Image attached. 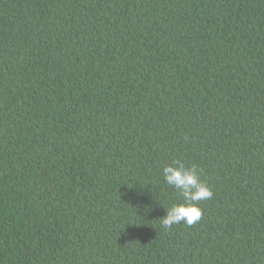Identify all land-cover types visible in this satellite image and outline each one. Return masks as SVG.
I'll list each match as a JSON object with an SVG mask.
<instances>
[{
	"label": "trees",
	"instance_id": "1",
	"mask_svg": "<svg viewBox=\"0 0 264 264\" xmlns=\"http://www.w3.org/2000/svg\"><path fill=\"white\" fill-rule=\"evenodd\" d=\"M0 264H264V0H0Z\"/></svg>",
	"mask_w": 264,
	"mask_h": 264
},
{
	"label": "clouds",
	"instance_id": "2",
	"mask_svg": "<svg viewBox=\"0 0 264 264\" xmlns=\"http://www.w3.org/2000/svg\"><path fill=\"white\" fill-rule=\"evenodd\" d=\"M162 176L182 199L165 208L166 215L160 219L161 226L167 230L181 223L187 226L197 223L203 215L200 202L213 196L211 186L202 179V169L195 164L186 166L180 159H175L163 167Z\"/></svg>",
	"mask_w": 264,
	"mask_h": 264
}]
</instances>
